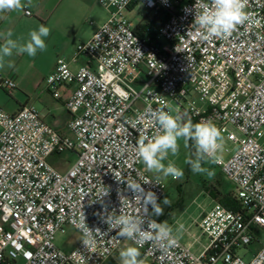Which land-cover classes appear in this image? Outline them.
I'll return each instance as SVG.
<instances>
[{
    "label": "built area",
    "instance_id": "obj_1",
    "mask_svg": "<svg viewBox=\"0 0 264 264\" xmlns=\"http://www.w3.org/2000/svg\"><path fill=\"white\" fill-rule=\"evenodd\" d=\"M195 2L99 0L106 22L76 45L70 61L57 58L45 78L55 99L61 87L69 88L67 134L46 124L33 106L0 109V264H103L126 242L151 264H264V241L256 237L264 231V0H247L250 20L231 37L210 41L196 35ZM137 5L146 11L141 23L154 21L152 39L137 35L138 24L128 20ZM24 14L31 16L27 8ZM79 58L85 64L72 70ZM0 90L12 96L17 84L0 76ZM149 106L220 129L223 147L212 163L240 205L233 211L213 202L195 224L199 235L184 231L191 241L178 238L166 251L121 238L102 219L121 208L140 211L127 181L141 183L157 202L164 196L165 184L147 173L135 151L141 134L156 131L138 121ZM67 154L75 161L61 172L57 156ZM82 211L89 227L102 233L89 246L76 227ZM67 227L80 240L64 251L55 235ZM253 243L260 246L248 260L237 255ZM196 244L198 252L192 250Z\"/></svg>",
    "mask_w": 264,
    "mask_h": 264
},
{
    "label": "clouds",
    "instance_id": "obj_2",
    "mask_svg": "<svg viewBox=\"0 0 264 264\" xmlns=\"http://www.w3.org/2000/svg\"><path fill=\"white\" fill-rule=\"evenodd\" d=\"M32 0H0V13L11 11H22ZM151 3V0H149ZM166 2V0H165ZM247 0H196L194 5V23L198 29L196 35L204 40L210 41L214 38L227 39L238 30L239 26L250 20V15L245 11ZM191 12L192 9H185ZM50 34V29L40 25L38 30L29 33L30 39L25 44H19L12 39L13 33L8 31L4 34L5 42L0 45V68L5 66L6 58L13 55L15 50L18 53H27L30 57H35L38 50L46 49L45 38ZM11 67V65H9ZM145 120L156 128L153 135L141 134L136 144V155L142 161L146 169L157 175L164 177L172 176L179 178L183 176V170L170 159L179 153V141H184V146L188 147L189 142L194 144V152L186 158L194 173L206 174L212 177L214 173L204 167L206 163L214 162L217 152L223 147V136L220 129L211 121H200L192 123L182 121L179 115L172 114L171 110L165 111L163 107L156 109L147 107L144 113L138 117V121ZM167 161V163H165ZM148 183V182H145ZM128 188L134 193V200L138 202L140 211L136 214L125 213L121 208L117 215L115 210L105 213L102 216L103 222L108 225L109 231L117 230L118 236L132 240L135 244L142 246L145 242H151L159 249L166 251L175 246L178 238L173 234V228L167 221L157 222L152 216L163 215V207L157 202V196L151 191L145 192L141 183L127 181ZM107 192L104 194L106 195ZM125 198L121 197V200ZM164 205L170 206V201L165 198ZM151 205L152 212H148ZM97 215H101L97 213ZM146 225V227H145ZM76 227L83 234V244L89 246L94 243L95 237L102 235L99 228H90L86 223V216L81 212L80 219ZM183 229L180 225L177 232ZM121 264H144L140 259L139 247L128 246L121 250Z\"/></svg>",
    "mask_w": 264,
    "mask_h": 264
},
{
    "label": "rangeland",
    "instance_id": "obj_3",
    "mask_svg": "<svg viewBox=\"0 0 264 264\" xmlns=\"http://www.w3.org/2000/svg\"><path fill=\"white\" fill-rule=\"evenodd\" d=\"M69 3L75 7V17L70 25L66 26L65 30L60 36L61 47L65 46L66 50L71 51L75 49L79 43H86L91 37L92 33L96 30V27L102 25L108 19L107 10L99 3V0H64V4ZM128 20L133 26L144 22L146 17V11L139 5L135 6L131 12L127 15ZM63 55V54H60ZM23 90H16L12 95L19 94L24 97ZM12 96L8 93L0 90V102L4 103L7 109L17 107V104ZM46 100H51L50 95H45ZM194 102L200 105L197 98H194ZM6 109V108H5ZM38 110H42L41 105H37ZM67 134V132H65ZM180 149L176 157H171L177 167L183 170V176L174 178L172 176L164 177L152 172L151 176L158 178L165 184V193L162 199L158 202L163 207V215L153 216L159 222L167 221L168 224L176 231L180 225H183V229L178 234L183 233V241L188 243L191 240L188 235L184 233L199 235V231L196 229L195 224L199 221L201 214L204 210L211 207L212 203L217 201L215 197L210 195V187H220L223 189V193H234V189L231 183L226 177H224L218 168L214 166L212 162L206 163L204 167L209 168L214 175L208 177L206 174L194 173L190 166L185 163L186 158L191 156L194 152V144L188 147L184 146V141L180 140ZM225 145L234 150L233 146L225 143ZM59 160L63 162V166L60 168L61 172H64L74 161L73 155H61L57 156ZM167 163V161H165ZM144 165V164H143ZM150 174V173H149ZM219 181V184L216 181ZM214 196L216 194L214 193ZM167 198L170 201V206L164 205L163 201ZM257 239L264 241V231L256 233ZM80 240L79 234L72 228H65L63 233L55 235V244L64 251L71 250L77 242ZM206 240L202 238L201 242ZM128 246H134L131 243H124L120 247L118 252L109 257L103 264H121L120 251ZM258 243H253L246 248H240L237 250V255L244 260L250 258V254L256 252L259 249ZM194 252L199 251V245L196 244L192 247ZM141 252V251H140ZM144 264H151L150 262H144Z\"/></svg>",
    "mask_w": 264,
    "mask_h": 264
},
{
    "label": "crops",
    "instance_id": "obj_4",
    "mask_svg": "<svg viewBox=\"0 0 264 264\" xmlns=\"http://www.w3.org/2000/svg\"><path fill=\"white\" fill-rule=\"evenodd\" d=\"M24 2L27 4V0ZM25 8L31 12V16L24 14ZM25 8L22 11L0 13V45L5 42L2 34L8 31L13 33L11 38L19 44L27 43L30 39L29 33L38 30L40 25L48 27L50 34L45 38L46 49L38 50L35 57L14 50L13 55L6 58L5 66L0 68V76L13 78L17 84V90L24 91V97L19 94L12 95L11 99L15 101L17 107L7 109L6 105L0 102V109L14 113L26 106L37 109V105H41L42 110H37L42 120L57 132L65 134L70 119L65 108L69 88L61 87L59 98L55 99L45 88V78L53 71L57 58L61 57L70 61L73 57L74 49L68 51L65 46L61 47L60 36L66 26L73 22L75 7L69 3L64 4V0H32L31 4ZM100 26L96 27L89 40ZM85 62V59L79 58L77 62L71 63V69L76 70ZM45 95H50L51 100H46ZM147 173H150V176L152 174L148 170ZM173 234L183 241V233L178 234L173 231Z\"/></svg>",
    "mask_w": 264,
    "mask_h": 264
},
{
    "label": "trees",
    "instance_id": "obj_5",
    "mask_svg": "<svg viewBox=\"0 0 264 264\" xmlns=\"http://www.w3.org/2000/svg\"><path fill=\"white\" fill-rule=\"evenodd\" d=\"M135 32L142 38H154L156 34V26H154V21L150 20L148 23H139L136 28ZM193 143L189 142V146L192 147ZM192 154V153H191ZM219 184V181H216ZM214 193L216 196H214ZM210 195L217 199V202L220 203L224 208L233 210V211H240V205L238 201L234 198V193H223V189L220 187L216 188L214 186L210 187Z\"/></svg>",
    "mask_w": 264,
    "mask_h": 264
}]
</instances>
